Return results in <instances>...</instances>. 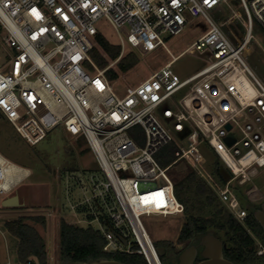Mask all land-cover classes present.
Returning a JSON list of instances; mask_svg holds the SVG:
<instances>
[{
    "label": "built area",
    "instance_id": "2783aa9c",
    "mask_svg": "<svg viewBox=\"0 0 264 264\" xmlns=\"http://www.w3.org/2000/svg\"><path fill=\"white\" fill-rule=\"evenodd\" d=\"M239 1L248 31L243 43L236 46L209 15L217 7L228 5L229 0H0L3 41L13 50L8 66L0 68V113L32 146L58 127L76 141H85L105 181L96 174L83 179L81 173H67V181H85L83 192L86 194L87 187L92 192L82 202L70 203L73 218L69 224L93 226L106 240L104 252L137 254L147 264H164L142 217L184 215L185 206L176 197L170 169L197 150L200 134L233 174L222 188L206 180L230 213L245 225L248 212L231 184L252 182L264 172V84L243 59L253 37V20L264 30V0ZM199 17L206 20L208 30L190 48L123 95L107 77L117 61L105 69L95 67L93 74L84 68L92 63L89 53L95 47L99 34L96 24L101 19L117 32L124 52L123 29H128L136 41L145 43L154 38L166 47L162 35H179ZM186 52H202L209 65L182 81L172 65ZM236 70L255 89L251 97L244 95ZM186 87L177 111L173 110L167 103ZM200 87V101L194 98L187 105L186 98ZM208 97L214 100L216 123L213 117L209 120L199 115L200 105ZM159 109L174 131L181 136L187 133L191 142L190 149H179L176 161L166 168L156 156L174 142V136L158 118ZM227 125H231L230 131ZM229 134L235 139L231 146L226 142ZM11 169L16 174L8 176ZM29 177L28 169L0 154V196L9 195ZM82 212L88 220L79 216ZM249 233L256 241L258 255H264V243ZM5 264L22 263L8 260Z\"/></svg>",
    "mask_w": 264,
    "mask_h": 264
},
{
    "label": "rangeland",
    "instance_id": "374dc122",
    "mask_svg": "<svg viewBox=\"0 0 264 264\" xmlns=\"http://www.w3.org/2000/svg\"><path fill=\"white\" fill-rule=\"evenodd\" d=\"M210 17L221 27L228 38L239 46L243 43L247 35V18L244 9L239 0H229L228 5H221L209 12ZM96 28L111 44L120 45L117 32L106 19H101L96 24ZM209 28L208 23L203 17L192 19L183 32L179 35H162L161 39L166 47L157 43L152 38L145 43L136 41L128 29L120 31L121 37L125 42V50L121 48L120 58L129 52H135L140 62L127 73H120L118 79L113 81L114 88L119 95H123L128 88L136 87L141 82L147 80L153 73L168 64L172 57L179 56L185 50L190 48ZM252 39L244 49L243 59L252 73L264 84V33L259 23L253 20ZM4 31L0 27V68L8 66L13 55V50L7 48L3 41ZM95 51L89 53L91 64H85L84 68L88 73H95L96 68L102 69L116 61L108 56L104 48L95 41ZM117 63V62H116ZM209 65V59L202 52H186L181 55L172 65V70L180 79L186 80ZM109 70H117L114 67ZM234 74L239 77L240 87L245 96H252L255 89L249 80L236 70ZM108 77V76H107ZM199 79L192 83L190 87L195 86ZM188 87L177 93L173 100L167 105L177 111L178 101L183 97ZM203 87L194 91L185 100L190 105L192 99L200 101L199 92ZM216 99V98H215ZM215 109L214 100L207 98L202 101L199 109V115L208 116L209 120L216 123L218 118L213 114ZM162 109L156 113L158 118L169 128L174 136V144L181 150L187 151L191 147L188 141L187 133L179 135L173 129L171 122L162 117ZM193 126H195L193 124ZM196 127V126H195ZM196 151L189 154L188 158L182 159L170 169L172 178L181 179L191 168H195L201 175L212 182L211 164L213 153L211 150L199 144H196ZM85 150L86 152H82ZM0 154L10 162L26 168L30 171V177L9 195L0 196V264H5L8 260L15 263L17 240L9 235L4 224L7 221L17 220L22 216L45 217L46 226L27 221L33 225L44 237L47 244L48 264H62L59 245V227L62 220L68 223L72 222V213L70 203L78 204L85 199V196H91L92 192L87 187L86 194L82 187L85 181L80 184L77 180L67 181L66 175L70 172L81 173L83 179H89L92 174H96L105 181L94 154L88 149L85 141H76L73 137L67 135L61 127L51 131L47 138L38 144L32 146L16 131L15 127L0 113ZM222 160V159H221ZM193 161V162H191ZM233 165V164H232ZM235 170L237 167L233 165ZM83 173L85 175H83ZM174 180V179H173ZM240 186L244 184L239 182ZM246 187L252 186L248 193L250 201L259 206L264 201V172L252 179V182L245 183ZM222 188V187H219ZM18 194L24 207L21 208H2L1 203L7 197ZM82 219L88 220L85 213L79 215ZM143 223L151 236L157 243L173 242L179 238L181 228L186 220L185 215L180 216H143ZM81 226H88L85 222ZM180 247L184 243H179ZM6 246V248H5ZM6 250L10 257L4 258ZM165 264H172V256L167 255L163 258Z\"/></svg>",
    "mask_w": 264,
    "mask_h": 264
},
{
    "label": "trees",
    "instance_id": "16d2710c",
    "mask_svg": "<svg viewBox=\"0 0 264 264\" xmlns=\"http://www.w3.org/2000/svg\"><path fill=\"white\" fill-rule=\"evenodd\" d=\"M96 40L112 61H117L118 71H107L108 79L111 82L118 79L119 72L127 73L140 62L139 56L133 51L120 58L121 46L111 44L100 34L96 36ZM106 67L107 65L102 69ZM198 142L213 153L212 184L216 187H224L233 178L232 172L202 134L199 135ZM178 150L179 148L171 143L157 154L156 159L162 167H169L176 161ZM172 179L175 182L176 197L185 206L186 220L181 228L179 243L200 241L207 235H213L223 242L225 257L235 264H264V255H258L256 241L249 233V231L252 232L264 243V229L254 216L260 206H255L247 195L252 186L246 187V184L240 186L238 182L231 184L242 208L248 212L245 225H243L219 200L212 185L196 168H191L186 174H183L181 179ZM27 221L46 226L45 217L40 215L22 216L4 224L5 231L17 240L16 260L22 264L28 262L30 264H48L46 241L40 232ZM155 244L157 247L169 248L174 243L157 242ZM59 245L62 264L92 263L101 260H114L123 264H147L141 255L104 252L106 240L93 226L71 225L62 220L59 227Z\"/></svg>",
    "mask_w": 264,
    "mask_h": 264
},
{
    "label": "water",
    "instance_id": "95a60500",
    "mask_svg": "<svg viewBox=\"0 0 264 264\" xmlns=\"http://www.w3.org/2000/svg\"><path fill=\"white\" fill-rule=\"evenodd\" d=\"M231 128H232L231 125L226 126V129L228 131H230ZM226 142L229 146H231L235 142V139L232 134L228 135V137L226 138ZM1 206L2 208H6V209L21 208L24 207V204L21 202L19 195L15 194L4 199L1 203ZM254 216L255 219L264 229V203L262 204L261 208L255 212ZM119 238L122 240V242L125 245H127V242L124 239H122L121 237ZM202 246L204 247L202 255L205 261L200 264H233L230 261L224 259L223 256L224 244L219 238L213 235H207L202 240ZM158 252L162 257L167 256L166 249L163 246L158 247ZM196 254H197L196 248L186 249L180 254L179 264H193ZM72 264H123V263L114 260H101L99 262H92V263L77 262Z\"/></svg>",
    "mask_w": 264,
    "mask_h": 264
},
{
    "label": "flooded vegetation",
    "instance_id": "af4514ba",
    "mask_svg": "<svg viewBox=\"0 0 264 264\" xmlns=\"http://www.w3.org/2000/svg\"><path fill=\"white\" fill-rule=\"evenodd\" d=\"M247 195H248V193H247ZM248 198H249V196H248ZM263 203H264V201L261 203V205H259L260 206L259 209L261 208ZM259 209H257V210H259ZM203 239H204V237L202 239H200V241L186 242V243L182 244L181 247H180V244H179V242L177 240L176 243H174L172 247H169V248H165L164 247V248L166 249L167 255H171L172 256V264H179V257H180V254L183 251H185L186 249H189V248H196L197 254H196V257L194 259L193 264H200V263L205 261L203 255H202L203 254V250H204V247L202 246V240ZM224 248H225V246H224ZM224 248H223L224 259H226V260L230 261L231 263L235 264L233 261H231V260H229L228 258L225 257Z\"/></svg>",
    "mask_w": 264,
    "mask_h": 264
},
{
    "label": "snow or ice",
    "instance_id": "6c2138e0",
    "mask_svg": "<svg viewBox=\"0 0 264 264\" xmlns=\"http://www.w3.org/2000/svg\"><path fill=\"white\" fill-rule=\"evenodd\" d=\"M174 2H175V0H174ZM205 2H208V0H205ZM32 12H33V15H35L37 19L40 18L39 14L36 12L35 9H33ZM98 86H99V84H98ZM156 195L159 196L160 194H156ZM144 201H145V203H148L149 202V198L148 197H145L144 198Z\"/></svg>",
    "mask_w": 264,
    "mask_h": 264
},
{
    "label": "crops",
    "instance_id": "0c3cea01",
    "mask_svg": "<svg viewBox=\"0 0 264 264\" xmlns=\"http://www.w3.org/2000/svg\"><path fill=\"white\" fill-rule=\"evenodd\" d=\"M248 97H250V96H248ZM20 197V196H19ZM20 200H21V198H20ZM5 248H6V246H5ZM6 257V259H8L9 257H10V253L6 250V254H5V256H4V258ZM13 258L15 259L14 261L16 262L17 260H16V256H14L13 255ZM3 264V263H2Z\"/></svg>",
    "mask_w": 264,
    "mask_h": 264
},
{
    "label": "bare ground",
    "instance_id": "6f19581e",
    "mask_svg": "<svg viewBox=\"0 0 264 264\" xmlns=\"http://www.w3.org/2000/svg\"><path fill=\"white\" fill-rule=\"evenodd\" d=\"M13 169H16L15 167L13 168ZM16 170H8V172H7V175L8 176H13V175H15L16 174V172H15ZM24 174H25V172H24Z\"/></svg>",
    "mask_w": 264,
    "mask_h": 264
}]
</instances>
